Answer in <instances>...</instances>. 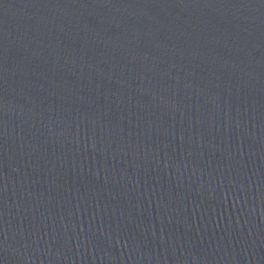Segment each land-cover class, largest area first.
<instances>
[{
    "label": "water",
    "instance_id": "95a60500",
    "mask_svg": "<svg viewBox=\"0 0 264 264\" xmlns=\"http://www.w3.org/2000/svg\"><path fill=\"white\" fill-rule=\"evenodd\" d=\"M0 264H264V0H0Z\"/></svg>",
    "mask_w": 264,
    "mask_h": 264
}]
</instances>
